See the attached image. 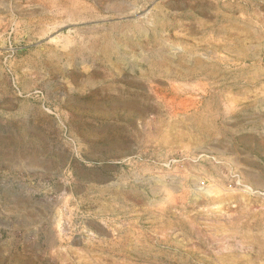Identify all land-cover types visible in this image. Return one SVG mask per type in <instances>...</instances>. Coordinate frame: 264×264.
<instances>
[{
	"label": "rangeland",
	"instance_id": "374dc122",
	"mask_svg": "<svg viewBox=\"0 0 264 264\" xmlns=\"http://www.w3.org/2000/svg\"><path fill=\"white\" fill-rule=\"evenodd\" d=\"M0 264H264V0H0Z\"/></svg>",
	"mask_w": 264,
	"mask_h": 264
}]
</instances>
